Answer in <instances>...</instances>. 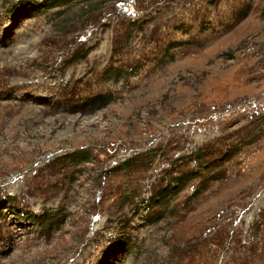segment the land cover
<instances>
[{
  "label": "rangeland",
  "instance_id": "1",
  "mask_svg": "<svg viewBox=\"0 0 264 264\" xmlns=\"http://www.w3.org/2000/svg\"><path fill=\"white\" fill-rule=\"evenodd\" d=\"M48 263L264 264V0H0V264Z\"/></svg>",
  "mask_w": 264,
  "mask_h": 264
},
{
  "label": "bare ground",
  "instance_id": "2",
  "mask_svg": "<svg viewBox=\"0 0 264 264\" xmlns=\"http://www.w3.org/2000/svg\"><path fill=\"white\" fill-rule=\"evenodd\" d=\"M85 221V220H84ZM10 231V230H9ZM5 238V237H4ZM3 240V239H2ZM68 249V248H67ZM68 252V251H67ZM62 253H63V251H62ZM59 255H60V253H59ZM62 256V255H61ZM49 257H51V256H49ZM52 258V257H51ZM58 258H59V256H58ZM178 260V259H177ZM57 261V260H56ZM179 262H181V261H179ZM49 264V263H48Z\"/></svg>",
  "mask_w": 264,
  "mask_h": 264
}]
</instances>
